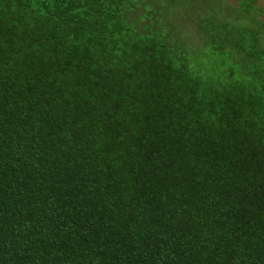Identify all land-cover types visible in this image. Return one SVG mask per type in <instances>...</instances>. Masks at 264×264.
<instances>
[{
    "label": "trees",
    "instance_id": "16d2710c",
    "mask_svg": "<svg viewBox=\"0 0 264 264\" xmlns=\"http://www.w3.org/2000/svg\"><path fill=\"white\" fill-rule=\"evenodd\" d=\"M233 1L0 0V264H264V0Z\"/></svg>",
    "mask_w": 264,
    "mask_h": 264
},
{
    "label": "rangeland",
    "instance_id": "374dc122",
    "mask_svg": "<svg viewBox=\"0 0 264 264\" xmlns=\"http://www.w3.org/2000/svg\"><path fill=\"white\" fill-rule=\"evenodd\" d=\"M228 3H234V1L233 0H226ZM259 3H260V6H263V9H264V2H262V1H259Z\"/></svg>",
    "mask_w": 264,
    "mask_h": 264
}]
</instances>
